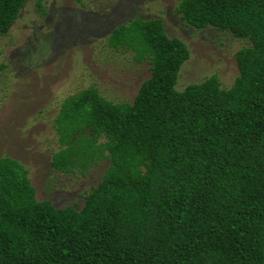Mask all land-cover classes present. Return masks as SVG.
Returning a JSON list of instances; mask_svg holds the SVG:
<instances>
[{
	"label": "trees",
	"instance_id": "trees-1",
	"mask_svg": "<svg viewBox=\"0 0 264 264\" xmlns=\"http://www.w3.org/2000/svg\"><path fill=\"white\" fill-rule=\"evenodd\" d=\"M25 1L0 0V35ZM177 12L245 43L232 84L212 75L178 91L189 53L161 20L113 28L108 47L150 75L131 103L94 88L67 98L49 162L61 175L107 166L79 209L55 208L0 157V264H264V0H180Z\"/></svg>",
	"mask_w": 264,
	"mask_h": 264
},
{
	"label": "rangeland",
	"instance_id": "rangeland-1",
	"mask_svg": "<svg viewBox=\"0 0 264 264\" xmlns=\"http://www.w3.org/2000/svg\"><path fill=\"white\" fill-rule=\"evenodd\" d=\"M180 0H26L18 17L0 35V157L17 160L28 171L36 200L55 208L74 203L98 182L106 160L85 176L61 175L49 162L57 151L52 121L61 104L86 88L112 103H131L149 64L130 50L107 45L111 30L134 18L159 19L169 38L182 41L189 58L176 90L216 75L228 88L237 69L234 53L245 43L229 33L188 26L177 12Z\"/></svg>",
	"mask_w": 264,
	"mask_h": 264
}]
</instances>
